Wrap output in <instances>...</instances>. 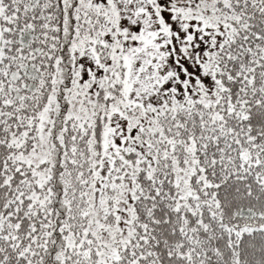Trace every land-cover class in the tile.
Segmentation results:
<instances>
[{
	"label": "snow or ice",
	"instance_id": "1",
	"mask_svg": "<svg viewBox=\"0 0 264 264\" xmlns=\"http://www.w3.org/2000/svg\"><path fill=\"white\" fill-rule=\"evenodd\" d=\"M0 264H264V0H0Z\"/></svg>",
	"mask_w": 264,
	"mask_h": 264
}]
</instances>
